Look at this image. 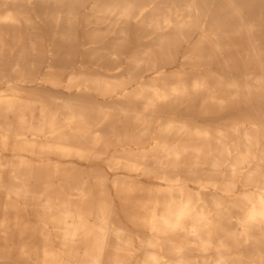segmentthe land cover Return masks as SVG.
Segmentation results:
<instances>
[{"label":"bare ground","instance_id":"obj_1","mask_svg":"<svg viewBox=\"0 0 264 264\" xmlns=\"http://www.w3.org/2000/svg\"><path fill=\"white\" fill-rule=\"evenodd\" d=\"M0 264H264V0H0Z\"/></svg>","mask_w":264,"mask_h":264}]
</instances>
